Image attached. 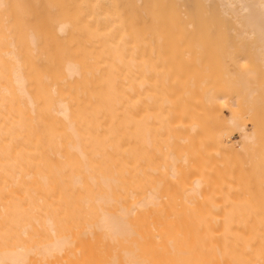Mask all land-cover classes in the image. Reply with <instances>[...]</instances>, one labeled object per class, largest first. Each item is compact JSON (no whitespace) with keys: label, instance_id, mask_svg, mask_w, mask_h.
I'll use <instances>...</instances> for the list:
<instances>
[{"label":"bare ground","instance_id":"1","mask_svg":"<svg viewBox=\"0 0 264 264\" xmlns=\"http://www.w3.org/2000/svg\"><path fill=\"white\" fill-rule=\"evenodd\" d=\"M262 86L264 0H0V264H264Z\"/></svg>","mask_w":264,"mask_h":264},{"label":"rangeland","instance_id":"2","mask_svg":"<svg viewBox=\"0 0 264 264\" xmlns=\"http://www.w3.org/2000/svg\"><path fill=\"white\" fill-rule=\"evenodd\" d=\"M158 49H159L158 47L153 48L154 51H156ZM229 49H231V48L217 49L214 47H208L206 49L207 51L205 53H197V52H194L192 50L191 54H188V55L181 57V59L177 61V65H178V67H181L182 71H190V70L205 68L208 66H217L218 67V66L223 64V62L225 61V58H227V56H228L227 53L221 52V51H223V50L227 51ZM237 49L249 50V49H253V48L241 47V48H237ZM239 66H241V69H243V70L253 69V67H254V66H252V62L249 59H248V61L244 60V61L240 62ZM234 70L237 74L239 73L238 69H234ZM220 82L221 81L218 80V78L215 81L216 84L220 83ZM261 82H263V80H261ZM262 87H264V86H262ZM255 89H257V88H255ZM157 90L161 91L160 87H157ZM262 91L264 92V90H262ZM238 101H239V103H241V105H240L241 109L246 107L245 103H243L240 100H238ZM162 111H163V108H162L161 103H159L158 108H156L154 106L152 109V112H153V114H152L153 118L151 119V121H152V123H151L152 141H151V147H150V152H151L150 164H151L152 168H154L156 166L155 156H156L157 147H158L156 144V138H157L156 127H157V133H160L161 132L160 126L162 124V116H163ZM224 112L221 111V113H220L221 121H223V122H225L230 116L227 111H224ZM249 114H252V113H249ZM253 114H254L256 122H257L258 116L254 112H253ZM263 114H264V112H263ZM262 123H264V116H263ZM225 129L228 132V134L231 135L233 144H237L240 140V129H239V127L237 125H231L229 122H227L225 125ZM151 173H152V181H155V177L158 178L156 176V173H157L156 170L152 169Z\"/></svg>","mask_w":264,"mask_h":264}]
</instances>
